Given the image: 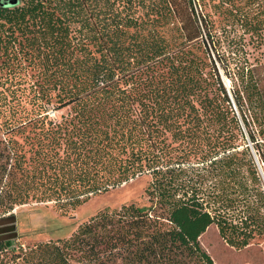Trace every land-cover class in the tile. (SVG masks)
Instances as JSON below:
<instances>
[{"label":"trees","instance_id":"obj_1","mask_svg":"<svg viewBox=\"0 0 264 264\" xmlns=\"http://www.w3.org/2000/svg\"><path fill=\"white\" fill-rule=\"evenodd\" d=\"M17 2L0 6V44H23L43 78L0 124V214L150 181L147 206L100 210L66 238L0 239V264H214L210 225L235 249L264 239V61L226 89L191 0Z\"/></svg>","mask_w":264,"mask_h":264},{"label":"rangeland","instance_id":"obj_2","mask_svg":"<svg viewBox=\"0 0 264 264\" xmlns=\"http://www.w3.org/2000/svg\"><path fill=\"white\" fill-rule=\"evenodd\" d=\"M191 1L197 20L206 21L211 38L207 37L205 27L204 37L214 44L209 54L222 83L230 89L235 76L248 66L264 61V0H236L234 4H219L217 0ZM25 51L23 44L19 48L14 45L13 50L5 49L3 42L0 44V91L5 96L0 99V124L4 118L30 110L33 89L43 78L41 66ZM66 110H50L49 114L55 118ZM149 181L148 176H136L64 211L54 202L14 206L10 212L0 214V239H10L13 246L26 247L66 238L81 222L100 210L130 203L147 206L144 190ZM199 242L214 264H264V239L235 249L225 244L216 227L210 225Z\"/></svg>","mask_w":264,"mask_h":264},{"label":"water","instance_id":"obj_3","mask_svg":"<svg viewBox=\"0 0 264 264\" xmlns=\"http://www.w3.org/2000/svg\"><path fill=\"white\" fill-rule=\"evenodd\" d=\"M17 3H18L17 0H0V6H1V7H4V8H5V7H13V6H15ZM251 152H252V154H253L254 160H255L256 163H257L258 170H259V172H260V175H261V177H262V180H264V171H262L261 166H260L259 163H258L257 156L255 155V152H254V150H253L252 148H251Z\"/></svg>","mask_w":264,"mask_h":264}]
</instances>
